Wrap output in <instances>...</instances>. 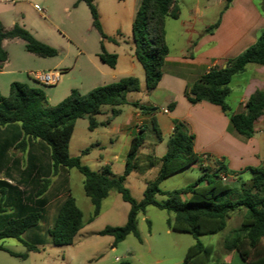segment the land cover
Instances as JSON below:
<instances>
[{
  "label": "trees",
  "instance_id": "trees-1",
  "mask_svg": "<svg viewBox=\"0 0 264 264\" xmlns=\"http://www.w3.org/2000/svg\"><path fill=\"white\" fill-rule=\"evenodd\" d=\"M77 1H83L87 5L91 24L99 33V59L109 67H114L116 55L104 49L103 41L115 40L104 33L94 0ZM259 8L264 15V0L259 2ZM179 11L178 0H141L134 13V53L144 70L147 91L157 86L168 54L165 20L178 18ZM218 23L219 20L209 31ZM4 38L22 39L25 49L40 57L57 55L55 48L35 38L17 22L8 30L4 29L0 22V67L7 59V53L2 47ZM247 63L264 65V30L252 44L228 59L225 67H211L190 84L186 92L187 100L191 103L206 100L218 105L226 113L229 109L225 102L229 93V82ZM138 90V78L126 76L105 85L95 86L85 93L71 89L65 98L51 105L40 87L12 81L8 94H0V125L19 124L21 137L14 144L17 149L25 150L26 137L45 142L49 146L51 174H55L58 167L63 166L73 167L83 175V190L92 204L89 221L99 214L101 201L110 190H115L123 201L129 203L124 224L106 225L97 232L99 235L112 237L113 245L128 234L140 239L137 215L152 205L172 213L173 217L167 219L170 229L189 233L195 238L187 247L181 264H224L218 258H213L212 247L203 244L198 236L223 230L230 214L243 208L240 224L223 240L222 246L227 251L236 250L248 264H264V163L256 167H246L244 170H249L251 177L248 182L242 181L238 187L224 181L223 176L226 178L227 174L233 171L223 162L216 161L212 165L200 166L201 173L192 182L172 190H161L159 184L164 178L200 160L193 150V134L180 121L174 122L167 140L166 152L160 158H139V148L145 138V131L140 128L127 150L123 173L118 176L112 175L106 166L93 170L82 162L80 155L69 154L68 144L78 118L88 119L89 130L105 125L110 118L103 122L95 119V116L102 112V107L112 106L110 117H114L120 112L118 106L129 103L127 94ZM129 104L142 113L156 110L154 106L137 102ZM244 107V112L231 113L229 120L238 134L249 138L254 131V121L264 114V91L254 90L245 101ZM152 126L157 139H160V131L154 120ZM8 146L9 144L0 149V154H4ZM87 151L88 148H85L81 153ZM156 164H159L156 176L146 181L142 198L136 200L124 184L126 175L131 171L143 173ZM35 165L36 162L30 159L26 168L20 172L19 179L13 183L0 178V240L14 238L24 245L27 251L38 250L37 245L43 242L36 228L45 215L46 204L43 199L36 197L46 191L50 182L49 178L43 177L35 183L40 171ZM3 166L0 162V168ZM32 182L36 187H31L28 192L27 187ZM159 194L164 198L157 199L156 195ZM82 227V212L75 199L67 195L57 207L47 234L54 245H69ZM0 250L22 258L27 256L26 252H13L1 243ZM119 264L130 263L123 260Z\"/></svg>",
  "mask_w": 264,
  "mask_h": 264
},
{
  "label": "crops",
  "instance_id": "crops-1",
  "mask_svg": "<svg viewBox=\"0 0 264 264\" xmlns=\"http://www.w3.org/2000/svg\"><path fill=\"white\" fill-rule=\"evenodd\" d=\"M16 1L0 0V22L4 29L8 30L16 23L15 19L6 20L4 15L5 7L8 5L14 7ZM72 1L76 2L77 0L61 1L64 4L63 9L66 12H69V5ZM140 1L94 0L104 33L107 36L113 37L115 40H106L104 46L107 47L106 44H112L114 46L111 47V50H108V53L116 55V64L114 67H109L103 63L98 57L100 51L86 53L80 49L79 55L84 59L79 61V66L81 67L84 64L87 66L88 74L85 76V85H90L89 89L117 81L126 76L138 78L139 90L127 94L128 102L154 106L156 110L151 113H142L127 103L124 104L127 106L126 109H124V105L118 106L117 108L120 109L119 114L110 117L112 106L109 105L107 109L103 106L102 112L97 114L95 119L98 122L110 119L107 124L99 125L90 130L94 136L93 144L98 148V152L96 153L97 157L94 158L96 168H90L100 170L106 166L110 169L112 175L118 176L122 174L127 150L133 136L140 128L144 129V131L150 130L151 135L147 137L145 135L143 143L139 148V158L143 160L148 156L160 158L166 152L167 140L173 130L174 122L180 121L185 124L188 131L194 136L193 150L200 160L193 165L200 168L202 165H212L216 161L223 162L229 170L233 171L226 176L230 178L229 183L238 187L240 185L237 183L238 180L248 181L251 177L250 171L244 170L246 167H256L264 163V114L260 115L254 121V131L249 138L235 131L230 123L229 115L231 113L244 112V103L254 90L264 91V65L247 63L242 71L232 76L229 82V93L225 97V102L229 107L226 113L218 105L206 100H200L195 103L189 102L186 97V92L189 85L211 67H225L228 59L235 57L243 49L252 44L260 32L264 30V15L259 8V2L261 0H189L186 2L189 6L184 18L182 16L181 4L185 3V1L178 0L180 9L179 17L176 18L180 20L179 33L177 34L178 46L175 48L176 50L171 49L167 31L168 19L170 18H167L165 20V36L168 45V54L162 67L160 80L157 86L150 91H147L145 88L144 70L135 56L134 42L132 39V21ZM88 17V28L96 31L99 42L100 36L91 24L89 9ZM206 20L212 22H205ZM217 20H219L218 25L209 31L210 27ZM197 21L201 23L200 27L197 26ZM62 31L64 35L69 37L65 30ZM7 39L10 38H4L2 40V47L5 51V42ZM60 62L57 61L52 67L47 68V71L36 72L56 71L58 73V82L59 71L56 67L60 65ZM6 63L7 59L0 67V75L9 72V70L4 69ZM12 81L9 80L8 85ZM80 83L83 85V82ZM29 85L43 88L53 84H43L35 80V83L33 82ZM6 89L7 86L4 87L3 85V88H0V94ZM65 95H68V92ZM229 98H232L231 103L228 101ZM122 115L123 117L118 120L117 117ZM152 120H154L160 131V139H157L153 130ZM20 137L21 130L18 123L16 125H0V149L9 144L5 153L0 154V162L4 165L0 168V178L10 183L19 179L20 172L26 168L30 159L35 162L40 159L36 150L38 151V149L43 148V145L38 140L26 137L27 145L25 150L17 149L14 147V144ZM80 156L82 162L86 163V157H83L82 153ZM116 164L119 165L117 166V172L114 171ZM158 168L159 164H156L143 173L131 171L129 174L133 172L139 173L146 186V181L156 176ZM68 169L77 170L73 167ZM152 169L154 170V177L146 176L147 172ZM70 170L68 173L71 172ZM57 172H59V169H57ZM56 173L52 175L54 176ZM83 180L84 177L82 175V188ZM67 195H71L74 198L71 192L63 194V196L62 194L55 196L53 200L55 202L58 201L57 207ZM60 198L62 199L59 200ZM74 199L79 207L76 198ZM82 202L86 209H90L92 212L91 201L89 203L85 199ZM240 210H243L244 213L243 208L235 210L227 219H231L235 215L240 214ZM236 211L237 213H235ZM242 215H239V223L241 222ZM89 217L84 219L82 212L83 226L86 222H89ZM172 217L173 215L168 218ZM170 232L171 229L167 225L165 233L169 234ZM124 239L120 242H123ZM112 242L113 239L110 240V243ZM110 247L112 251L116 249L113 244ZM178 249L182 251L181 247H178ZM159 250L160 248H152L146 238H141L139 247L126 245L123 248L121 257H116L115 260L120 261L121 258H124L130 264H149L147 261L142 260V257L146 255L152 257L151 263L160 264L165 260V257L156 256ZM215 258L223 261L224 264H248L247 261L239 256L236 250L227 251L223 246ZM181 263V259H178L167 264Z\"/></svg>",
  "mask_w": 264,
  "mask_h": 264
},
{
  "label": "rangeland",
  "instance_id": "rangeland-1",
  "mask_svg": "<svg viewBox=\"0 0 264 264\" xmlns=\"http://www.w3.org/2000/svg\"><path fill=\"white\" fill-rule=\"evenodd\" d=\"M61 1L63 0H17L14 7L10 5L5 7L4 15L6 20L15 19L19 25L27 29L35 38L55 48L57 55L40 57L28 52L22 39H7L5 49L8 58L4 69L9 70V72L0 75V88L2 89L3 85L4 87L7 86V89L2 91L1 95L6 96L8 94L9 80L24 82L28 85L35 83V80L28 72L47 71V68L52 67L57 61H61L60 65L56 67L59 71L58 82L41 88L46 93L48 103L51 105L57 104L67 96L65 95L67 92L69 94L71 89H76L80 93L90 90V85H85V76L88 74L87 66L85 64L81 67L79 66V61L84 59L79 55V50L82 49L86 53L100 51L97 33L95 30L88 28V8L84 2L72 1L69 5V12H66ZM183 1L185 3L181 4V10L184 18L189 6L186 2L189 0ZM34 5L43 9L44 14L36 9ZM205 22L212 21L206 20ZM179 23V19H168V40L172 50H176L175 48L178 46ZM197 26H201L199 21H197ZM62 30H65L69 37L64 35ZM105 41H103V46ZM106 45L107 47L104 46V49L107 52L111 50V47H114L112 44ZM80 82H83V85ZM231 99H228L230 103ZM104 107L107 109L109 105H104ZM123 107L124 109L127 108L125 105ZM122 117L123 115L117 117V119L119 120ZM145 135L146 137L150 136V130H146ZM38 142L43 145V148L36 150L40 159L36 162L35 168L38 167L40 171L35 183L37 184L38 179L43 177L50 179L46 191L36 197L37 199H43L46 204L45 215L36 228L39 235L43 238V242L37 245L38 250L27 251L26 247L14 238L0 240V243L15 252L27 253V256L22 258L0 250V264H119L120 261L125 259L121 258L120 261H116L115 258L121 257L123 248L126 245L139 247L141 238H146L152 248H160L156 256L165 257V260L160 264H167L178 259L183 260L187 247L195 241V238L189 233L172 229L169 234H166V219L171 217L172 213L152 205L147 206L144 213L140 212L137 215V228L141 238L138 239L134 235L128 234L123 242L115 244L116 249L112 251L110 240L113 238L108 235H99L97 232L106 225H122L126 220L129 203L123 201L121 196L114 190H111L108 196L103 199L99 215L84 224L83 228L75 235L72 244L54 245L50 241L47 229L52 224L57 212L58 201L55 202L53 200L55 196L60 194L63 196V194L71 192L84 214V219L90 216L91 211L86 209L82 201L86 199L90 203V200L83 192L82 174L80 172L59 166V172L54 176L51 174L49 146L41 140H38ZM93 142L94 136L88 129V119L86 117L78 118L75 121L74 130L69 140V153L71 155H80L84 148H88L87 153L82 154L87 159L85 164L91 168H96L94 158L97 157L98 148ZM117 166L119 165L116 164L114 167L115 172H117ZM69 170L71 171L70 173H68ZM200 173L201 169L198 166L186 167L164 178L160 182L159 187L164 191L182 187L192 182ZM146 176L154 177V170L148 171ZM224 181L229 183L230 178L226 177ZM242 181L238 180L237 183L240 184ZM35 183L32 182L27 187L28 192L31 187L35 186ZM124 184L133 198L137 200L142 198L145 184L139 173L133 172L127 175ZM163 198V195H157V199L161 200ZM242 213L243 210H240V214L235 215L231 219H226V226L220 232L198 236V239L203 244L212 247L213 258L222 249L223 240L230 236L232 230L240 224L238 219ZM177 246L181 247L182 251H179ZM142 260L153 264L151 263L152 257L144 255Z\"/></svg>",
  "mask_w": 264,
  "mask_h": 264
},
{
  "label": "built area",
  "instance_id": "built-area-1",
  "mask_svg": "<svg viewBox=\"0 0 264 264\" xmlns=\"http://www.w3.org/2000/svg\"><path fill=\"white\" fill-rule=\"evenodd\" d=\"M34 6L42 14H44L43 9H40L37 5ZM28 74L31 75L34 80L43 84H54L57 82V78H58V73L56 71H48V72L29 71ZM223 179L225 180V176H223Z\"/></svg>",
  "mask_w": 264,
  "mask_h": 264
}]
</instances>
